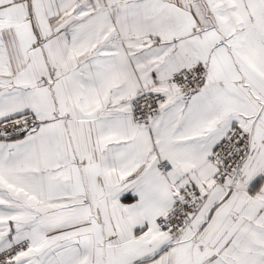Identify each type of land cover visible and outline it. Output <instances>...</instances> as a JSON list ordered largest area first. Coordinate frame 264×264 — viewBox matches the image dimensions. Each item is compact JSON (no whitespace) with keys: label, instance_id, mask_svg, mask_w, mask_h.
<instances>
[{"label":"snow or ice","instance_id":"6c2138e0","mask_svg":"<svg viewBox=\"0 0 264 264\" xmlns=\"http://www.w3.org/2000/svg\"><path fill=\"white\" fill-rule=\"evenodd\" d=\"M0 264H264V0H0Z\"/></svg>","mask_w":264,"mask_h":264}]
</instances>
